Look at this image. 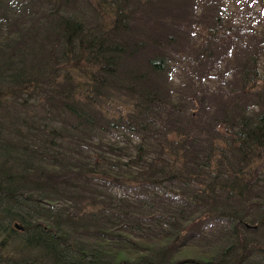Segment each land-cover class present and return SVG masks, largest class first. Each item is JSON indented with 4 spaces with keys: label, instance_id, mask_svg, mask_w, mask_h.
<instances>
[{
    "label": "trees",
    "instance_id": "obj_1",
    "mask_svg": "<svg viewBox=\"0 0 264 264\" xmlns=\"http://www.w3.org/2000/svg\"><path fill=\"white\" fill-rule=\"evenodd\" d=\"M0 264H264V0H0Z\"/></svg>",
    "mask_w": 264,
    "mask_h": 264
},
{
    "label": "rangeland",
    "instance_id": "obj_2",
    "mask_svg": "<svg viewBox=\"0 0 264 264\" xmlns=\"http://www.w3.org/2000/svg\"><path fill=\"white\" fill-rule=\"evenodd\" d=\"M216 227H217V225L213 224L210 227H208V229H206V231H204V232L207 233V234H209L210 231L211 232H216Z\"/></svg>",
    "mask_w": 264,
    "mask_h": 264
},
{
    "label": "water",
    "instance_id": "obj_3",
    "mask_svg": "<svg viewBox=\"0 0 264 264\" xmlns=\"http://www.w3.org/2000/svg\"><path fill=\"white\" fill-rule=\"evenodd\" d=\"M20 229H21V227L20 226H18Z\"/></svg>",
    "mask_w": 264,
    "mask_h": 264
}]
</instances>
